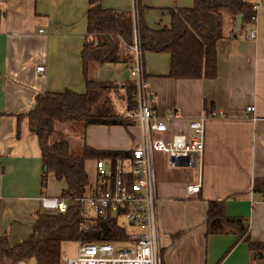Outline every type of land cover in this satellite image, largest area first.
Wrapping results in <instances>:
<instances>
[{
  "label": "crops",
  "instance_id": "obj_1",
  "mask_svg": "<svg viewBox=\"0 0 264 264\" xmlns=\"http://www.w3.org/2000/svg\"><path fill=\"white\" fill-rule=\"evenodd\" d=\"M3 1L0 0V235H6L13 247L30 237L42 197L41 150L26 116L39 95L66 89L84 93L81 52L87 34L88 0ZM139 1L150 28L168 26V10L188 8L194 2ZM245 1L257 6L255 22H242L238 39L224 38L216 43L215 79H169L168 54L150 53L143 59L151 107L161 115L169 110L178 114L170 132L187 133L188 123L205 111L225 115L224 120L206 123L202 171L197 178L173 169L168 171H174L176 176L168 173L156 178V225L163 264H264V253L252 254L246 244L237 242L236 236L204 237L207 202L226 200V216L247 219L251 240L264 244V196L253 192V180L264 179V1ZM99 3L105 10L130 13L132 9V0ZM251 31L256 33L252 41L247 38ZM106 66L97 72L102 81L106 80L101 75ZM117 66L122 67V81L117 84L123 86L129 66ZM40 67L45 68L43 73L37 72ZM248 108L254 109L250 115ZM134 124L89 126L84 130V144L98 152H129L139 140ZM48 178L55 180L53 174L47 176V182ZM199 179L202 186L197 198L187 200L185 186ZM59 184L61 193L66 186L62 181ZM44 193L60 195L47 187ZM178 233L181 236L173 238Z\"/></svg>",
  "mask_w": 264,
  "mask_h": 264
},
{
  "label": "trees",
  "instance_id": "obj_2",
  "mask_svg": "<svg viewBox=\"0 0 264 264\" xmlns=\"http://www.w3.org/2000/svg\"><path fill=\"white\" fill-rule=\"evenodd\" d=\"M99 1L88 0L87 34L81 52L84 93L66 89L63 92L39 95L35 98L34 109L26 116L29 129L37 137L41 150V196L45 194L47 176L53 174L58 182L62 181L66 186L59 197L67 201L68 209L64 214L45 213L41 210L35 212L30 237L13 247L9 246L6 235H0V264H60L61 245L67 242H129V232L122 222L115 219L98 222L94 230L79 233L76 202L77 198L84 195L89 184L84 170L86 160L116 158L127 152H98L84 144L82 155L74 156L66 141H52L56 122L80 121L84 130L89 126L127 127L133 124L116 113L110 98L111 93L124 91L122 98L126 108L134 111L133 81L125 80L124 85L119 86L117 83L102 81L97 72L105 65L129 66L132 63V53L122 46H131L133 43L134 21L128 12L102 9ZM136 6V25L143 59L150 53L168 54L170 70L166 77L173 80L215 79L216 43L224 38L238 39L240 35L234 33L237 17H242L243 25L253 24L256 18V5L245 0H194L191 7L168 10V26L150 28L143 19V8L139 0H136ZM253 192L264 196V179L253 180ZM225 201L207 202L204 237L233 235L237 237V242L246 244L252 254L264 253V244L251 240L247 219L226 216ZM180 236L178 233L173 238ZM160 257L163 264L161 251Z\"/></svg>",
  "mask_w": 264,
  "mask_h": 264
},
{
  "label": "built area",
  "instance_id": "obj_3",
  "mask_svg": "<svg viewBox=\"0 0 264 264\" xmlns=\"http://www.w3.org/2000/svg\"><path fill=\"white\" fill-rule=\"evenodd\" d=\"M130 14L134 21L133 43L122 47L133 56L128 68V79L133 81L136 108L130 111L126 106L120 107L117 113L122 119L137 125L139 140L124 156L94 160L95 180L92 183L89 181L84 195L76 200L77 230L86 233L94 230L98 222L115 219L124 226L127 222L139 233L127 230L130 239L126 243L76 242V256L60 260V264H161L156 225L154 153L166 155L167 165L172 169L184 165L186 168H197L201 174L206 123L225 119L221 112L205 111L188 123L187 133L170 132L171 125L178 118L177 112L169 110L163 115L159 114L151 107L146 90L143 55L136 25V0H132ZM255 36V31H251L247 38L252 41ZM44 71V67L37 68V72ZM253 111V108H248L247 115ZM201 186L200 179L196 183H188L184 188L185 198L196 199ZM39 204L40 210L45 213L64 214L68 209L67 201L59 196H42Z\"/></svg>",
  "mask_w": 264,
  "mask_h": 264
},
{
  "label": "rangeland",
  "instance_id": "obj_4",
  "mask_svg": "<svg viewBox=\"0 0 264 264\" xmlns=\"http://www.w3.org/2000/svg\"><path fill=\"white\" fill-rule=\"evenodd\" d=\"M121 66H106L104 72L101 74L105 81H112V83H120L122 81L121 75ZM89 76H91V68L90 65L88 66ZM106 70V71H105ZM109 74L108 78L106 77ZM124 91L119 90L118 94H110L111 103L114 106V110L117 113L118 108H123L126 106L125 100H123L122 95ZM118 114V113H117ZM135 125V124H134ZM83 123L80 121H71L65 123H57L55 126V133L53 140L55 141H66L69 145V151L71 155H82L83 153V145H84V127ZM154 167H155V176L156 178L160 174H168L171 173L173 176H176L172 168L168 167L167 165V157L162 153L155 152L154 153ZM84 170L88 177V180L92 183L95 180V163L94 160L88 159L84 163ZM173 170H177L181 172V175L188 176V177H196L198 176V169L197 168H174ZM50 178V177H49ZM47 182V188L50 189L54 193H60V184L55 180H50ZM41 199V198H40ZM40 201V200H39ZM40 209V204L39 208ZM125 227L127 230H130L135 233H139V230L133 227H130V224L125 222ZM77 254V244L75 243H62L61 251H60V260L65 258H72L75 257ZM60 263V262H59Z\"/></svg>",
  "mask_w": 264,
  "mask_h": 264
},
{
  "label": "water",
  "instance_id": "obj_5",
  "mask_svg": "<svg viewBox=\"0 0 264 264\" xmlns=\"http://www.w3.org/2000/svg\"><path fill=\"white\" fill-rule=\"evenodd\" d=\"M242 25V17H237L236 18V23H235V28H234V33H238ZM125 80L128 79V72L125 74ZM184 165H180V167H183Z\"/></svg>",
  "mask_w": 264,
  "mask_h": 264
}]
</instances>
